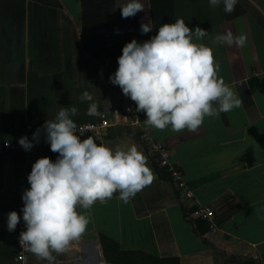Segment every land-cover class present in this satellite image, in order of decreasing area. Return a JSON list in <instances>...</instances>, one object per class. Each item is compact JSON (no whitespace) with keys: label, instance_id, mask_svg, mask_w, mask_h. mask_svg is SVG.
Wrapping results in <instances>:
<instances>
[{"label":"crops","instance_id":"0c3cea01","mask_svg":"<svg viewBox=\"0 0 264 264\" xmlns=\"http://www.w3.org/2000/svg\"><path fill=\"white\" fill-rule=\"evenodd\" d=\"M113 7L114 0H0V139L34 133L59 107L75 105L77 124L103 115L114 121L92 136L112 147L135 144L153 173L152 183L127 203L115 193L78 209L90 223L57 264H108L101 234L123 250L178 257L180 264H264V0H240L230 15L208 0H151L156 27L143 35L144 12L122 18ZM176 17L207 29L209 35L197 42L213 49L219 77L242 100L230 112L206 117L196 133L146 125L144 113L125 111L134 102L109 80L126 43L150 39ZM228 29L247 34V45L213 43ZM85 89L95 93L99 117L85 114L88 103L79 100ZM144 135L165 144L194 192L191 203L211 206L217 229L201 234V219H186L180 191L159 176ZM57 155L45 144L0 156V264H19L17 231L7 230V214L16 210L19 191L30 187L32 165ZM29 262L41 264L34 255Z\"/></svg>","mask_w":264,"mask_h":264},{"label":"clouds","instance_id":"9594fccd","mask_svg":"<svg viewBox=\"0 0 264 264\" xmlns=\"http://www.w3.org/2000/svg\"><path fill=\"white\" fill-rule=\"evenodd\" d=\"M251 3L252 0H249ZM240 0H208L212 8L232 14ZM122 18L144 12L140 32L147 34L156 27L149 15L151 0H114L115 12ZM117 34L120 30L117 29ZM200 25L193 29L183 17L159 26L155 35L143 42L132 39L118 57V68L110 75L113 85L144 113L145 124L173 132L196 133L205 118H216L240 107L239 95L219 77V63L213 49L198 43L208 36ZM217 46L244 48L245 33L231 29L216 34ZM87 102L86 115L99 117L100 105L95 93L85 89L79 96ZM79 115L75 105L59 107L52 118L32 134L19 138L25 151H31L41 140L57 153L38 158L27 176L29 188L22 193V216L16 210L7 214V230L15 231L23 220L19 244L32 253L41 264H57V257L70 251L90 223V218L78 209H90L97 201L104 202L118 193L127 203L153 181L147 158L135 145L104 143L99 135L84 136L73 117Z\"/></svg>","mask_w":264,"mask_h":264},{"label":"built area","instance_id":"2783aa9c","mask_svg":"<svg viewBox=\"0 0 264 264\" xmlns=\"http://www.w3.org/2000/svg\"><path fill=\"white\" fill-rule=\"evenodd\" d=\"M135 110V104L131 103L125 106V111L127 113H131ZM78 128H83L84 136L92 135V134H103L107 132V130L115 125V122L112 121L108 116L103 115L97 121H90V122H82L78 123ZM32 134H26L29 139H32ZM22 137V136H21ZM20 137L17 138H5L0 139V156L16 152V151H25L22 146L19 145L18 140ZM144 142L147 143V148L149 153L151 154L153 160L159 165L160 168L165 169L168 173L171 174L173 177L174 184L176 185L178 191H180L181 201L185 207V217L187 220H196V219H203L209 222L210 228L212 230L217 229V222L215 220L216 213L215 210L205 204L201 203H191L192 199L194 198L193 190L188 186L187 181L184 180L182 172L177 168V166L171 162L170 160V151L166 148L163 142L154 141L149 136L144 135ZM48 144L44 141L43 133L41 135V140L38 144H35L34 148ZM26 152V151H25ZM25 189H21L19 191V200L17 203L16 210L22 216V207H23V200H22V193ZM25 230V225L23 220L17 225V239H16V254L15 259L18 261L19 264H30L29 260L30 257L33 255L32 253L26 251L23 247L19 244V235L20 232Z\"/></svg>","mask_w":264,"mask_h":264},{"label":"trees","instance_id":"16d2710c","mask_svg":"<svg viewBox=\"0 0 264 264\" xmlns=\"http://www.w3.org/2000/svg\"><path fill=\"white\" fill-rule=\"evenodd\" d=\"M155 164L162 179L173 181L170 173L160 168L156 162ZM198 227L201 234H205L210 229V224L201 219L198 222ZM100 241L108 264H180L178 257L161 258L143 251L123 250L116 240L104 234L100 235Z\"/></svg>","mask_w":264,"mask_h":264}]
</instances>
